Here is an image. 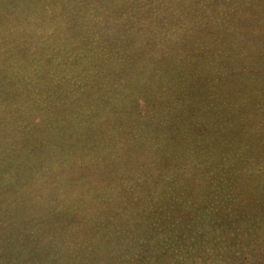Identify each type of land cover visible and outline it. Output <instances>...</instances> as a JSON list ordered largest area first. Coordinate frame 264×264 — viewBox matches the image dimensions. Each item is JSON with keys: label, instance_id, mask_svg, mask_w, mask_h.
<instances>
[{"label": "rangeland", "instance_id": "obj_1", "mask_svg": "<svg viewBox=\"0 0 264 264\" xmlns=\"http://www.w3.org/2000/svg\"><path fill=\"white\" fill-rule=\"evenodd\" d=\"M59 1L0 0V264H264V135L220 89L264 0Z\"/></svg>", "mask_w": 264, "mask_h": 264}, {"label": "crops", "instance_id": "obj_2", "mask_svg": "<svg viewBox=\"0 0 264 264\" xmlns=\"http://www.w3.org/2000/svg\"><path fill=\"white\" fill-rule=\"evenodd\" d=\"M112 1L114 0H60L55 6L65 4L70 7L66 19H82ZM241 49L239 55L254 54L257 58L242 59L240 63L243 72L235 81L220 87L224 90L221 100L235 106L236 111L232 116L234 124H239L243 130L264 135V50L258 46Z\"/></svg>", "mask_w": 264, "mask_h": 264}, {"label": "trees", "instance_id": "obj_3", "mask_svg": "<svg viewBox=\"0 0 264 264\" xmlns=\"http://www.w3.org/2000/svg\"><path fill=\"white\" fill-rule=\"evenodd\" d=\"M127 1V2H126ZM132 0H114V1H112V2H110V3H108V4H106L105 6H103V7H101L98 11H96L95 13H97V12H99L102 8H105V7H107L109 4H111V3H115V4H118V3H122L123 5H126L127 3H129V2H131ZM122 5V6H123ZM94 13V14H95ZM194 13L195 12H193V11H189V14H193L194 15ZM91 17V16H90ZM84 19V18H83ZM87 19V18H86ZM117 20H120V18L119 19H117ZM120 21H123V20H120ZM185 28H189V24H188V26L187 27H185ZM203 32L204 33H206L207 32V29H205V30H203ZM203 40L202 39H200V40H198L197 42H202ZM253 56H256V55H254L253 54ZM264 57V56H263ZM164 59L161 57L160 59H154V61H152V62H154V63H159L160 61H163ZM145 62V64L146 63H149V61L147 60H145L144 61ZM232 106H234L233 104H232ZM235 107V106H234Z\"/></svg>", "mask_w": 264, "mask_h": 264}]
</instances>
